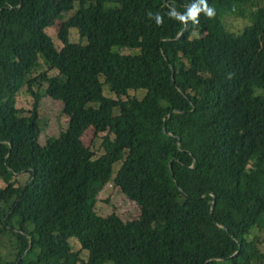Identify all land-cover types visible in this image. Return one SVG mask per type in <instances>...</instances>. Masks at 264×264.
<instances>
[{"label":"trees","instance_id":"obj_1","mask_svg":"<svg viewBox=\"0 0 264 264\" xmlns=\"http://www.w3.org/2000/svg\"><path fill=\"white\" fill-rule=\"evenodd\" d=\"M248 1L182 23L199 0H0V237L18 240L0 264H264V5L238 34L222 21ZM47 104L67 124L41 141ZM103 160L134 215L95 211Z\"/></svg>","mask_w":264,"mask_h":264},{"label":"rangeland","instance_id":"obj_2","mask_svg":"<svg viewBox=\"0 0 264 264\" xmlns=\"http://www.w3.org/2000/svg\"><path fill=\"white\" fill-rule=\"evenodd\" d=\"M264 0H250L246 3L241 4V8H244V14L237 15V11L233 13L226 12L223 15L222 21L224 23V27L233 33H240L244 26L250 24L249 13L254 10L256 7L263 6ZM219 6L223 9L220 5H215V7ZM76 9V4L74 6ZM73 9V10H74ZM65 12L63 13L64 19L70 16V13L73 12ZM224 10V9H223ZM59 22L55 24L53 27L47 29V33L51 37L52 41L54 42L55 46L59 49L62 45L57 34ZM78 31L75 27L70 28V41L77 42L80 40L78 37ZM84 43V39L82 40ZM121 52L125 53H138L137 49H121ZM46 68L43 67L42 59H40V67L37 68L34 75L40 74ZM49 75H52L53 72H48ZM45 87V86H44ZM131 96L142 97L144 95L143 91L139 92H131ZM17 107L22 108L25 113L32 108L33 98L26 92V88L24 87L21 92L18 94L17 97ZM40 125L44 129V133L41 134L40 140L44 141L49 135L55 136L58 131L64 130L67 124V117L64 114H60L58 108L55 104H47L44 105L40 109ZM90 134H87L84 137L85 143L89 144L91 148H94L96 151V155L99 157L104 153V149L102 146V133H99L97 136L94 137L93 141H89ZM120 162H110L108 160H103L101 167L97 173V179L93 182V189L98 192V202L95 204V211H97L100 215L106 216L110 214L114 209L118 210L120 213H130L134 215L137 208L133 206L132 203L126 202L118 191L113 189L112 178L116 173ZM29 174L26 172L19 173L15 176L16 184H24L28 179ZM5 183L0 178V187H4ZM130 216V215H129ZM252 237H260L263 240L262 249H264V228L259 229L258 227H253L248 235L249 240ZM70 246L72 247L73 251L79 250V245L76 241L75 237H70L68 240ZM18 247V240L17 237L12 234L10 231L5 230L0 237V252L3 261H12L15 259V254L17 252ZM80 258L82 260H86L87 252L80 251ZM80 264V263H77ZM105 264H110L107 262Z\"/></svg>","mask_w":264,"mask_h":264},{"label":"clouds","instance_id":"obj_3","mask_svg":"<svg viewBox=\"0 0 264 264\" xmlns=\"http://www.w3.org/2000/svg\"><path fill=\"white\" fill-rule=\"evenodd\" d=\"M201 12L205 13V15L209 18L213 17L215 14L214 9L208 6L206 0H199V3L188 8L186 13L180 14L175 10H172L169 12V16L182 23H187L188 21L198 23V17ZM156 19L158 24L162 22V18L159 15L156 17Z\"/></svg>","mask_w":264,"mask_h":264},{"label":"water","instance_id":"obj_4","mask_svg":"<svg viewBox=\"0 0 264 264\" xmlns=\"http://www.w3.org/2000/svg\"><path fill=\"white\" fill-rule=\"evenodd\" d=\"M180 34H181V33H180ZM180 34H179V35H180ZM172 79H173V77H172Z\"/></svg>","mask_w":264,"mask_h":264}]
</instances>
